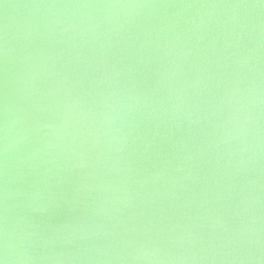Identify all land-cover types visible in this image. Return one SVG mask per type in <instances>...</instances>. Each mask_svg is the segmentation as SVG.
<instances>
[{"label": "water", "instance_id": "1", "mask_svg": "<svg viewBox=\"0 0 264 264\" xmlns=\"http://www.w3.org/2000/svg\"><path fill=\"white\" fill-rule=\"evenodd\" d=\"M3 264H264V0H0Z\"/></svg>", "mask_w": 264, "mask_h": 264}, {"label": "snow or ice", "instance_id": "2", "mask_svg": "<svg viewBox=\"0 0 264 264\" xmlns=\"http://www.w3.org/2000/svg\"><path fill=\"white\" fill-rule=\"evenodd\" d=\"M0 264H2V261H0Z\"/></svg>", "mask_w": 264, "mask_h": 264}, {"label": "clouds", "instance_id": "3", "mask_svg": "<svg viewBox=\"0 0 264 264\" xmlns=\"http://www.w3.org/2000/svg\"><path fill=\"white\" fill-rule=\"evenodd\" d=\"M2 264H3V261H2Z\"/></svg>", "mask_w": 264, "mask_h": 264}]
</instances>
